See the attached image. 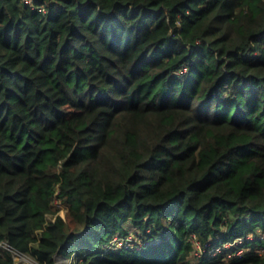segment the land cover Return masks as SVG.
<instances>
[{
    "label": "trees",
    "instance_id": "1",
    "mask_svg": "<svg viewBox=\"0 0 264 264\" xmlns=\"http://www.w3.org/2000/svg\"><path fill=\"white\" fill-rule=\"evenodd\" d=\"M2 242L264 264V0H0Z\"/></svg>",
    "mask_w": 264,
    "mask_h": 264
},
{
    "label": "built area",
    "instance_id": "2",
    "mask_svg": "<svg viewBox=\"0 0 264 264\" xmlns=\"http://www.w3.org/2000/svg\"><path fill=\"white\" fill-rule=\"evenodd\" d=\"M26 3H29V4H33V1L34 0H24ZM56 202V201H55ZM241 240H238L237 242H239ZM114 243H117V244H121L120 242H117L114 240ZM2 247L4 249H7L9 251L12 252V255H13V258H14V261H15V264H38L33 258H31L30 256L26 255V254H23L21 252H18L14 249H12L10 247V245H8L7 243H1ZM226 245H229V243H226ZM213 251H220V249H215ZM243 253V250L242 249H237L235 251V254L237 255H241Z\"/></svg>",
    "mask_w": 264,
    "mask_h": 264
},
{
    "label": "rangeland",
    "instance_id": "3",
    "mask_svg": "<svg viewBox=\"0 0 264 264\" xmlns=\"http://www.w3.org/2000/svg\"><path fill=\"white\" fill-rule=\"evenodd\" d=\"M65 206L64 204L60 203L59 201L54 202V206H53V212L52 214L49 215V218H52L53 215H61V216H65ZM65 261H60L58 260V263H63ZM66 263V262H65ZM64 264V263H63Z\"/></svg>",
    "mask_w": 264,
    "mask_h": 264
}]
</instances>
